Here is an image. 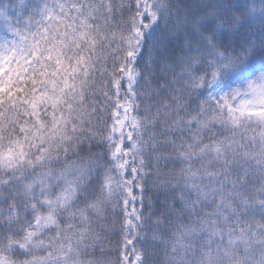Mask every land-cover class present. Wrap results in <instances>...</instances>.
I'll list each match as a JSON object with an SVG mask.
<instances>
[{
    "label": "snow or ice",
    "instance_id": "snow-or-ice-1",
    "mask_svg": "<svg viewBox=\"0 0 264 264\" xmlns=\"http://www.w3.org/2000/svg\"><path fill=\"white\" fill-rule=\"evenodd\" d=\"M124 7L18 0L13 9L24 15L0 37V264H105L96 228L109 211L120 221L115 264H147L136 247L143 197L133 193L148 168L180 208L152 222L160 264H264V216L247 218L264 209L259 50L228 44L238 21L211 5L181 16L174 0H130L116 21ZM106 112L111 124L98 133ZM94 145L104 152L82 159Z\"/></svg>",
    "mask_w": 264,
    "mask_h": 264
},
{
    "label": "trees",
    "instance_id": "trees-1",
    "mask_svg": "<svg viewBox=\"0 0 264 264\" xmlns=\"http://www.w3.org/2000/svg\"><path fill=\"white\" fill-rule=\"evenodd\" d=\"M28 2H31V0H28ZM129 2L130 0H113V4L115 7H119L121 4L125 6L121 12H118L116 14V21H119L121 18L127 19V5L129 4ZM174 2L177 4L179 15L181 16L189 11L196 12L206 8L208 5H211L212 8L215 9L218 14L220 16H223L226 20L235 18L238 23L229 25L240 26V31H225L223 39L236 50H239V46L250 45L251 40H249V37L253 35V31L249 30L246 26H249L251 29L259 28L261 32L264 33V14L261 13V9L264 8V3L261 0H174ZM17 3L18 0H0V11H3L5 8L9 12V14L7 15L4 14L5 16L9 15L8 18H6L5 16H0V37H4L7 35V29L10 26H15L13 25L14 20L20 23L18 17L24 14L13 11ZM12 13L15 14V16L10 15ZM116 21H114V23ZM174 25L175 21H173V23L168 27L171 28L174 27ZM164 28L165 25L161 24L152 32L146 33V35H148L149 37V44H151L152 41L162 38ZM113 31H115V29H113ZM182 40V35L177 39H173L172 45L170 47L178 49L182 43ZM256 49H259V47H257ZM259 52L260 54L253 62L254 66L258 70L263 66L261 60L264 56V46L263 48H260ZM100 55L103 56L105 55V53L102 52L100 53ZM107 66L109 70H111L110 59L107 61ZM100 82L101 80L98 78L96 81V85ZM186 100L188 102H194L196 100V95L193 94L190 97L186 96ZM95 102L97 104L103 105L104 100L102 97H99L95 100ZM98 114L102 117V114ZM99 120V125H102L104 127V121H106L108 125L111 124V119L109 118V113L107 112L106 117H99ZM94 122L97 123V121L95 120ZM103 130L104 128L98 129V133L103 132ZM102 152H104V149L94 145L93 151L89 153L86 148L85 152L81 154V158L86 160L88 159L89 155L95 157L99 156ZM148 155H151V153L149 152ZM160 170L167 173L173 171V168L171 165H165L163 162H161ZM156 171L157 170L155 168L146 169V172H148L149 175H147L144 180L139 181V183L143 185V192H141L139 189H136L133 193L137 197H143L144 217L147 218L145 223V231L142 233L145 238L137 241L136 247L144 254L147 264H160L163 259L162 248L158 247L156 245V242L151 238L153 233L152 222L158 217H162L165 213V210L168 208H176L177 212L180 211L178 203L174 202L175 198L169 195L168 191L162 190L160 188L159 183L160 181L165 179V177H157ZM4 195L7 196L8 193L5 192ZM250 203L253 202L250 201ZM140 207V201H137V210H140ZM262 216H264V209L260 208L258 205H255L248 210L247 218L249 220L259 221ZM119 227L120 221H117L113 226V217L109 211L107 221H101L100 225L96 228V231L100 233V236L102 237L101 243L105 248V253L102 255L99 251H97L95 253V258L105 262V264H115V261L118 257L117 245L120 240Z\"/></svg>",
    "mask_w": 264,
    "mask_h": 264
},
{
    "label": "rangeland",
    "instance_id": "rangeland-1",
    "mask_svg": "<svg viewBox=\"0 0 264 264\" xmlns=\"http://www.w3.org/2000/svg\"><path fill=\"white\" fill-rule=\"evenodd\" d=\"M261 1L264 3V0H261ZM0 12H3L6 15L9 14V12L5 8H4L3 11L1 10ZM10 15L15 16V14H13V13L10 14ZM2 16H5V15H2ZM5 17L8 18L9 15L8 16H5ZM16 24H18V22L16 20H14L13 21V25H16ZM239 27L240 26H230V25H228L226 31H229L230 32V31H235L236 30V32H238L241 29ZM246 27L249 30H252L253 31L252 32L253 35H251L249 37V40H251L250 41V45L251 46H254L255 48L259 47L258 50L260 51V48H263V46H264V33L261 32V30L259 28L251 29L249 26H246ZM263 61H264V56H263V58L261 60V63L264 66V62ZM101 83H103V81H101L100 83L97 84V88L100 87ZM224 90H226L225 89V85L223 83H221V85H219V86H214L210 91H211L212 94H217V93H219L221 91H224ZM97 116L100 117V118H102V117L105 118L106 117V113H103L102 114V117L99 114H97ZM93 123L96 124L94 121H93ZM102 128H104V126L98 124V129H102Z\"/></svg>",
    "mask_w": 264,
    "mask_h": 264
}]
</instances>
